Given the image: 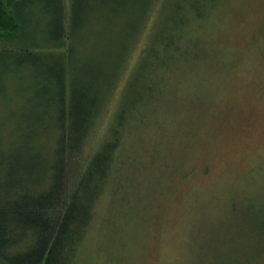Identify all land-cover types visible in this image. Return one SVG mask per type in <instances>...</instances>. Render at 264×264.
<instances>
[{"label":"rangeland","instance_id":"rangeland-1","mask_svg":"<svg viewBox=\"0 0 264 264\" xmlns=\"http://www.w3.org/2000/svg\"><path fill=\"white\" fill-rule=\"evenodd\" d=\"M63 2L72 79L100 81L123 59L122 42L144 27L86 141L89 155L121 98L131 105L142 97L121 150L125 175L113 171L115 200L108 184L75 264H264V0ZM20 15L23 33L0 39V52L9 54L0 56L3 134L20 116L44 115V127L52 128L48 118L57 112L44 96L53 87L44 82L58 52L35 46L56 25L58 5L42 0ZM182 22L188 24L180 31ZM148 33H180L183 57L154 73L146 66L136 83Z\"/></svg>","mask_w":264,"mask_h":264},{"label":"trees","instance_id":"trees-1","mask_svg":"<svg viewBox=\"0 0 264 264\" xmlns=\"http://www.w3.org/2000/svg\"><path fill=\"white\" fill-rule=\"evenodd\" d=\"M40 1L0 0V39L22 34L25 25L20 10ZM55 2L60 12L56 25L52 22L44 42L35 46L58 52L55 65L49 66L54 73L44 82L46 87H53L44 94L46 100L57 104V112L48 118L53 127H44V115L37 119L20 116L5 134L0 130V264H75L108 184L113 199L118 186L114 169L125 175L123 141L131 122L139 117L132 106L140 104L142 97H136L130 105L129 97L124 95L97 149L89 155L84 153L90 132L104 112L118 78L138 51L144 27L122 42H128L122 48L126 50L123 59L100 81L72 79L68 65L73 56V36L65 28L66 15L62 14L68 8L63 0ZM187 24L182 22L180 31ZM147 38L148 44L137 57L136 83L137 74L146 66L154 73L165 69L175 55L180 56L175 43L180 33L164 38L148 33ZM8 55L0 52L2 57ZM24 55L36 56L30 50ZM129 178L132 186L133 178ZM125 199L123 195L119 206L125 204Z\"/></svg>","mask_w":264,"mask_h":264}]
</instances>
